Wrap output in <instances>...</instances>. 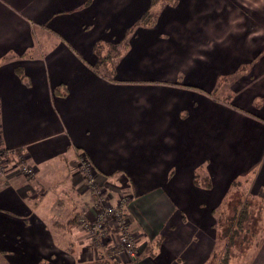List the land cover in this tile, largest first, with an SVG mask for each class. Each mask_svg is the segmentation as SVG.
Instances as JSON below:
<instances>
[{
	"label": "crops",
	"instance_id": "obj_1",
	"mask_svg": "<svg viewBox=\"0 0 264 264\" xmlns=\"http://www.w3.org/2000/svg\"><path fill=\"white\" fill-rule=\"evenodd\" d=\"M262 2L0 0V143L35 169L0 177V261L203 264L232 182L264 189V77L214 96L256 48L244 4ZM75 150L108 199L132 197L133 262H98L75 224L96 214Z\"/></svg>",
	"mask_w": 264,
	"mask_h": 264
},
{
	"label": "rangeland",
	"instance_id": "obj_2",
	"mask_svg": "<svg viewBox=\"0 0 264 264\" xmlns=\"http://www.w3.org/2000/svg\"><path fill=\"white\" fill-rule=\"evenodd\" d=\"M172 0H152V2L157 3H165L170 2ZM240 1V0H239ZM263 4L261 3L257 12L255 9L251 10L250 4H244L245 15L243 20L245 21L244 32H255V34L250 35L249 38H245L247 40L252 39V37L257 38L255 39L256 48L251 51H247L244 54L243 63L239 66L238 69L234 71V73L229 74L228 76H223L222 79L218 80L217 90L214 93V96L220 100H229L233 94L232 87L237 86L236 83H243L246 84L250 79L254 77H264V0H262ZM243 2V0H242ZM149 16L145 18L147 21H151L152 12L149 11ZM250 18V19H249ZM249 20V21H248ZM141 21V20H140ZM242 23V22H241ZM142 24H144L142 22ZM235 28V21L228 20L227 27ZM239 25V24H238ZM214 36V34H212ZM253 41V39H252ZM99 50H103L104 48L109 49L108 47L104 46L103 44L98 47L95 46ZM203 47V45H201ZM101 48V49H100ZM114 51L111 50L109 52V61L112 60V55ZM200 53L196 54L195 57H199ZM113 61V60H112ZM107 66V63L105 64ZM104 66H102L103 69ZM101 68V67H100ZM3 148L0 143V149ZM4 155L3 158L0 157V168L2 170V174L0 177L5 174L8 170H14L18 172L20 176H24L25 178H32L35 169L26 174L23 171V166L28 165L23 158H17L15 164L10 165L6 160V150L3 148ZM76 153V168L82 173L84 183L87 188V193L90 198L92 199L93 206L96 210V214L91 213H84V214H77L74 218L75 224L83 230L85 233V238L90 242V246L94 249H99L100 256L103 258L101 261L98 262H116L117 257L120 255L125 256V258L133 262L137 258V250H136V242H135V235L131 229V221L130 215L126 211V207L130 201L131 196L128 194H121L117 197L115 202H112L108 199L107 194L111 193V186L110 184L107 185L104 182H100L96 179L95 175V168L93 166L92 170H83V166L81 165L82 160L86 159L85 155L75 150ZM74 165V166H75ZM93 176L94 182L89 183L88 178ZM196 181H201V175H196ZM249 177L250 175H245L239 178L236 182V185L231 186L228 194L225 196L223 203L221 204L218 209L215 210V221H217L219 217V226L215 223V229L213 233H215V242L213 245V250L209 258L203 264H221V256H222V247L223 241L219 239V230L223 228L224 225L228 224V220L226 218L234 212V210H238L242 207L243 204H246V208L248 210V217L243 222V229L239 236L236 237V242L232 245L230 249V258L228 260V264H264V260H262V256H264V189L260 190H253L249 184ZM197 182V183H198ZM205 183L209 184V180L206 177ZM203 185V184H202ZM100 191L102 193V199H104V204L107 206H116L120 204L121 211L125 214V227L124 230L128 234L132 247H133V254L135 259L132 260L130 255L127 253L125 249L120 244V233L118 231L120 227V222H117V218L114 220L110 218L112 225L109 223L107 224V228L102 229L101 232H94L90 229V226L96 221L97 218V210L99 213L103 209V205L99 206L98 199L99 195L97 192ZM108 192V193H107ZM82 217V221L79 219ZM118 225V226H116ZM156 241H150V247L153 249L155 247ZM213 254L216 257H213ZM0 264H5L4 261H0Z\"/></svg>",
	"mask_w": 264,
	"mask_h": 264
},
{
	"label": "built area",
	"instance_id": "obj_3",
	"mask_svg": "<svg viewBox=\"0 0 264 264\" xmlns=\"http://www.w3.org/2000/svg\"><path fill=\"white\" fill-rule=\"evenodd\" d=\"M3 148L0 149V157L3 158L2 156L4 155V153L2 152ZM81 165L83 166V170H92V167L90 165V163L83 159ZM23 171L26 174H29L33 168L30 166H23ZM2 170L0 168V175L2 174ZM88 182L92 183L94 182V178L93 176H90V178H88ZM99 195H97L99 197L98 202H99V206L103 205V209L102 211L99 213V211L97 210V218L96 221L90 226V229L94 232H101L102 229L107 228V224H111L112 222L110 220V218L112 219H116L117 218V222H120V227L118 229L119 233H120V244L123 247V249H125L127 251V253L130 255V257L133 259H135V256L133 254V247L130 241V238L128 236V234L125 232L124 227H125V219H124V213L121 211V207L120 204L116 205V206H107L104 204V199H102V193L100 191L97 192ZM82 221V217L79 219V221ZM116 221V220H115ZM118 226V225H116Z\"/></svg>",
	"mask_w": 264,
	"mask_h": 264
},
{
	"label": "trees",
	"instance_id": "obj_4",
	"mask_svg": "<svg viewBox=\"0 0 264 264\" xmlns=\"http://www.w3.org/2000/svg\"><path fill=\"white\" fill-rule=\"evenodd\" d=\"M150 14L147 12L141 19V23H147L148 21L145 20ZM237 182H232V186L236 185ZM248 217V210L246 208V204H243L242 207L238 210H234L232 215L228 216L226 220H228V224L224 225L221 230H219V239L223 241L222 247V256H221V264H228V260L230 258V249L232 245L236 242V237L240 235L243 229V222ZM219 217L216 221L217 225L219 226ZM213 257H216L213 254Z\"/></svg>",
	"mask_w": 264,
	"mask_h": 264
}]
</instances>
